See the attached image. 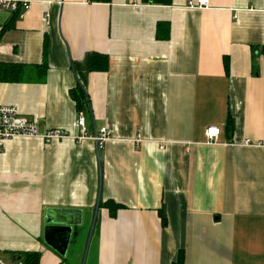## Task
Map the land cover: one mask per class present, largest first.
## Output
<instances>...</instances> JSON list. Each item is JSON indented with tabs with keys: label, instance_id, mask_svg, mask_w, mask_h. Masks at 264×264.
Masks as SVG:
<instances>
[{
	"label": "crops",
	"instance_id": "0c3cea01",
	"mask_svg": "<svg viewBox=\"0 0 264 264\" xmlns=\"http://www.w3.org/2000/svg\"><path fill=\"white\" fill-rule=\"evenodd\" d=\"M187 1L29 0L21 16L0 13V104L40 132L74 131L72 62L104 53L109 67L88 73L82 111L88 132L113 133L98 148L90 139L4 143L6 262L28 251L38 264H81L101 170V201L123 207L115 216L99 207L84 264H176L180 252L183 264H264V0ZM10 65L22 66L19 80ZM211 125L220 132L209 143ZM49 208L76 210L81 222L65 255L43 239Z\"/></svg>",
	"mask_w": 264,
	"mask_h": 264
},
{
	"label": "built area",
	"instance_id": "2783aa9c",
	"mask_svg": "<svg viewBox=\"0 0 264 264\" xmlns=\"http://www.w3.org/2000/svg\"><path fill=\"white\" fill-rule=\"evenodd\" d=\"M29 0H0V13L3 11H19L22 15L29 7ZM208 0H188L187 5L191 8L205 7ZM4 30V23L0 21V34ZM75 130H67L62 128H47L40 132L35 120H29L19 114L17 108L13 105L0 104V154L4 147V143L15 136L38 137L46 145L56 140L71 139L75 142H83L85 140H93L97 147H101L112 136V130L108 126H101L93 132H88L86 119L83 111H78L75 119ZM220 128L215 125L208 126L205 129L206 141L215 142L219 135ZM244 144L254 143L250 139H245ZM254 144H260L256 142ZM0 264H10L6 262L0 255ZM15 264H23L21 260H16Z\"/></svg>",
	"mask_w": 264,
	"mask_h": 264
},
{
	"label": "trees",
	"instance_id": "16d2710c",
	"mask_svg": "<svg viewBox=\"0 0 264 264\" xmlns=\"http://www.w3.org/2000/svg\"><path fill=\"white\" fill-rule=\"evenodd\" d=\"M89 2H105L108 3L111 0H87ZM142 3H150V4H170L171 0H141ZM15 15L19 16V11L13 12ZM6 26H4L5 28ZM264 53V46H262ZM46 51V42L44 43V53ZM225 66L227 67L226 59L224 60ZM8 68H11L15 72L18 73L17 77L11 79L19 80L21 78V72H22V66L20 65H10L7 66ZM46 62L43 60V62L38 65V72L39 77H42L46 70ZM72 67L74 69V72L77 75V84L73 88L69 90L70 97L72 100H74L76 104V108L78 111H82L86 109L90 103L88 92H87V76L88 73L91 71H106L109 67V57L108 55L96 51H91L85 54L84 59L81 62L73 61ZM231 126V123H230ZM100 206H106L109 209L110 216H115L116 211L118 208L123 207L122 204H118L112 200H106L101 201L99 203ZM98 229V219H96V223L94 226L93 234L96 233ZM19 255L21 256L20 260L23 262V264H38L39 260V252H20ZM176 264H183V256L181 252L178 254V259Z\"/></svg>",
	"mask_w": 264,
	"mask_h": 264
},
{
	"label": "water",
	"instance_id": "95a60500",
	"mask_svg": "<svg viewBox=\"0 0 264 264\" xmlns=\"http://www.w3.org/2000/svg\"><path fill=\"white\" fill-rule=\"evenodd\" d=\"M99 157H100V154L98 153V158ZM101 177H102V172L101 170H99L98 191H97L95 206L93 210L91 225L88 230V234H87L85 245H84L83 255L81 258V264L85 263L86 255L88 252V247L90 244L95 222L97 219L99 203L101 200V197H100ZM76 217H77L76 210H72V209H65V208H62V209L61 208L59 209L51 208L50 209L49 208L46 210L43 239L47 245H49L51 248H53L55 251H57L61 255H65L67 252V248L69 246L71 235L73 232V227L76 225H80L81 223L80 221L76 219ZM20 258L21 256L17 254L12 256L13 260H17Z\"/></svg>",
	"mask_w": 264,
	"mask_h": 264
},
{
	"label": "rangeland",
	"instance_id": "374dc122",
	"mask_svg": "<svg viewBox=\"0 0 264 264\" xmlns=\"http://www.w3.org/2000/svg\"><path fill=\"white\" fill-rule=\"evenodd\" d=\"M4 258H6V260L10 261L11 262V259L9 258L8 255L5 254Z\"/></svg>",
	"mask_w": 264,
	"mask_h": 264
}]
</instances>
